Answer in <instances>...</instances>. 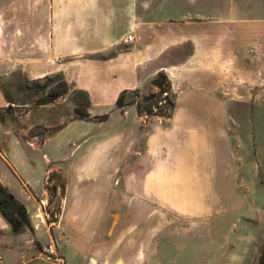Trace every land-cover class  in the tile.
Segmentation results:
<instances>
[{
	"label": "crops",
	"instance_id": "1",
	"mask_svg": "<svg viewBox=\"0 0 264 264\" xmlns=\"http://www.w3.org/2000/svg\"><path fill=\"white\" fill-rule=\"evenodd\" d=\"M0 7L26 32L30 60H74L76 87L92 106L108 104L100 111L101 127L118 115L78 156L75 187L68 181L71 170H65L59 221L64 241L77 230L83 216L78 205L88 194L100 208L98 231L87 233L100 237L90 259L102 247L112 256L127 255L126 264H136L138 245L146 251L149 229H163L165 210L191 220L227 206L228 193L237 190L241 140L252 148L260 136L264 0H0ZM159 72L172 95L168 117L141 122L131 107L106 113L123 91L155 93L151 82ZM83 180L92 183L84 186ZM105 223H115L108 236ZM5 225L0 216V228ZM77 238L86 242L83 235ZM59 252L73 264L64 246ZM5 253L1 264H28L18 249Z\"/></svg>",
	"mask_w": 264,
	"mask_h": 264
},
{
	"label": "rangeland",
	"instance_id": "2",
	"mask_svg": "<svg viewBox=\"0 0 264 264\" xmlns=\"http://www.w3.org/2000/svg\"><path fill=\"white\" fill-rule=\"evenodd\" d=\"M39 57L29 59L26 32L19 31L11 22V16H5L0 7V95L4 105L0 106V183L24 205L29 221V225H23L17 233H13L7 223L0 228V255L6 248H15L25 255L28 264H66L59 252L64 246L73 264H126L127 255L117 252L112 256L102 247L100 256L97 253L96 258L90 259L100 237L89 238L87 233L98 231L100 208H96L95 197L87 195L86 189L83 194L87 196L78 205L84 217L77 230L69 233L72 239L67 242L60 237L65 170H71L68 181L75 187L78 156L89 143L117 123L118 115L112 113L108 125L101 127L100 111L108 109V104L102 108L99 102L92 106L89 96L76 87L74 60L65 58L42 63ZM64 82L66 90L61 96L39 104L53 90H64ZM133 91H127L126 105L119 109L120 113L131 107L134 117L141 122L158 116L159 112L169 114L162 105L167 106V101L172 100L171 92L167 101H162L159 112L141 118L138 105L145 107L148 102L144 99L151 94L158 105L162 92L159 95V90L155 93ZM87 99L88 107L85 106ZM105 99L108 100L109 95ZM75 105L87 110L89 116H77ZM116 108L111 105L106 113ZM259 114V139L254 140L252 148L247 139L241 140L243 146H239L237 153L239 168L234 172L237 190L228 193L227 206L191 220L175 218L165 210L163 229L157 234L156 225L149 229L146 251L137 246L136 264L257 263L264 247V112ZM133 115L127 117L130 124ZM87 140L89 142L84 143ZM79 183L88 186L92 182ZM95 196L101 198L102 193L97 192ZM72 197L70 193L69 199ZM0 208L8 216L12 214L8 206ZM114 226L115 223L104 224L106 236ZM82 235L86 237L84 244L77 240V236ZM75 245L82 252L77 253Z\"/></svg>",
	"mask_w": 264,
	"mask_h": 264
},
{
	"label": "trees",
	"instance_id": "3",
	"mask_svg": "<svg viewBox=\"0 0 264 264\" xmlns=\"http://www.w3.org/2000/svg\"><path fill=\"white\" fill-rule=\"evenodd\" d=\"M151 84L153 86H155L157 88V90H159V95L161 94V92L167 91V95H166V97H164V99L167 101V99L169 98L167 96L169 95V92H170V86H169V82H168L165 74L163 72H159L156 75V77L152 80ZM64 86H65L64 90H62V91L53 90L51 92V94H49V96L47 98L41 100L39 104L49 103L52 100L56 99L57 97L61 96L66 90V83L65 82H64ZM81 91L87 95V93L85 91H83V90H81ZM133 92L138 93V90H134ZM126 93H127V91H123L118 95V97L115 101V106L117 108H122L126 105L125 100H124L126 97ZM152 98L155 99L154 102L149 101ZM144 101L148 102L147 105H145V107H142L139 104L138 105V112L146 111L148 114L154 115L161 110V109H159L160 106H158L156 103V97H154L152 94L149 95L148 97H146L144 99ZM89 104H90V101H89V99H87V103L85 106L88 107ZM153 105H155L158 109L156 112L152 111ZM172 106H173V102H172V100H169V101H167V106L163 105V109H164V111L168 110V112L170 114ZM74 112L80 118H86L89 116V113L87 112V110H85V109L81 110L78 108L77 105L74 106ZM169 114L166 115V113H164V112L163 113L159 112V114L157 113L158 116H164V117H168ZM100 119L104 120L105 115L101 116ZM1 205L8 206L12 210V214L10 216H8L0 208V216L6 221L7 224H9L11 231L13 233H17L23 225H25V226L29 225V221H28L27 216L25 214L24 205L20 201H18L16 198H14V196L11 193H9L6 190V188L0 183V206ZM256 264H264V247L261 251V254H260Z\"/></svg>",
	"mask_w": 264,
	"mask_h": 264
},
{
	"label": "built area",
	"instance_id": "4",
	"mask_svg": "<svg viewBox=\"0 0 264 264\" xmlns=\"http://www.w3.org/2000/svg\"><path fill=\"white\" fill-rule=\"evenodd\" d=\"M126 41H131L132 40V35L131 34H127L126 35ZM167 95V91H163L161 94V99L158 100V105H162V103L165 101L164 97ZM163 101V102H162ZM163 106V105H162ZM152 111L156 112L157 111V107L155 105L152 106ZM150 114H148L146 111H142L140 113V117L141 118H147Z\"/></svg>",
	"mask_w": 264,
	"mask_h": 264
},
{
	"label": "bare ground",
	"instance_id": "5",
	"mask_svg": "<svg viewBox=\"0 0 264 264\" xmlns=\"http://www.w3.org/2000/svg\"><path fill=\"white\" fill-rule=\"evenodd\" d=\"M42 216V215H41Z\"/></svg>",
	"mask_w": 264,
	"mask_h": 264
}]
</instances>
